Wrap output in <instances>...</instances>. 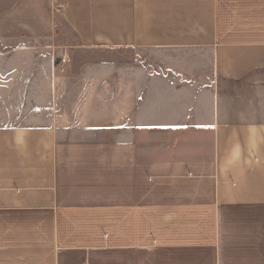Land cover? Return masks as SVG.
<instances>
[{
    "label": "crops",
    "instance_id": "crops-1",
    "mask_svg": "<svg viewBox=\"0 0 264 264\" xmlns=\"http://www.w3.org/2000/svg\"><path fill=\"white\" fill-rule=\"evenodd\" d=\"M0 264H264V0H0Z\"/></svg>",
    "mask_w": 264,
    "mask_h": 264
},
{
    "label": "built area",
    "instance_id": "built-area-1",
    "mask_svg": "<svg viewBox=\"0 0 264 264\" xmlns=\"http://www.w3.org/2000/svg\"><path fill=\"white\" fill-rule=\"evenodd\" d=\"M63 63H65V60H62Z\"/></svg>",
    "mask_w": 264,
    "mask_h": 264
}]
</instances>
